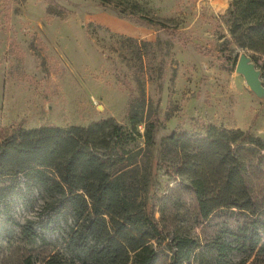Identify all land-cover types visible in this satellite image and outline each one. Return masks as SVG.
<instances>
[{"label": "rangeland", "instance_id": "rangeland-1", "mask_svg": "<svg viewBox=\"0 0 264 264\" xmlns=\"http://www.w3.org/2000/svg\"><path fill=\"white\" fill-rule=\"evenodd\" d=\"M231 0H0V132L17 127L88 126L112 118L131 131L130 113L142 121L126 148L136 152L135 168L127 180L145 194L154 218L171 225L195 219L194 196L172 187L162 166L159 145L171 132L204 135L208 126L240 129L264 142V99L257 97L235 71L240 52H246L261 71L264 54L248 46L252 31L232 35L223 13ZM139 16L162 20L175 34L147 24ZM250 17H264L251 12ZM159 119L154 143L145 148V123ZM102 152V151H101ZM264 154V148L260 151ZM75 177L93 198L98 212L135 245L148 239L130 230L124 212L108 189L106 179L118 164L89 146L82 148ZM142 182V183H141ZM256 200L264 199V167L248 178ZM37 191L29 208L13 200L19 224L37 219L45 200ZM164 221H160L162 224ZM200 228V227H199ZM199 228L194 231L199 230ZM47 244L25 241L18 224L0 225V264H42L65 254L61 237L46 234ZM254 255L236 253V264ZM162 257L159 264H167Z\"/></svg>", "mask_w": 264, "mask_h": 264}, {"label": "trees", "instance_id": "trees-1", "mask_svg": "<svg viewBox=\"0 0 264 264\" xmlns=\"http://www.w3.org/2000/svg\"><path fill=\"white\" fill-rule=\"evenodd\" d=\"M264 0H231L223 13L232 35L252 31L248 46L264 54ZM147 24L175 34L162 20L139 16ZM130 113L131 131L107 118L88 126L17 127L9 134L0 132V225L18 224L27 242L38 239L47 244L46 234L61 237L65 254L74 264H236V253L254 255L248 264H264V199L256 200L249 186L251 171L264 167V142L240 129L208 126L204 135L171 132L159 145L162 166L167 169L170 191L184 189L194 196L197 214L184 224L169 225L154 218L144 197L127 180L136 152L126 146L140 136L136 125L142 120ZM159 119L145 123V148L154 143ZM89 146L118 160L105 187L118 202L130 230L156 239L129 244L97 211L93 198L75 177L82 148ZM102 151V152H101ZM37 191L49 195L37 219L19 224L13 214V200L24 208L33 205ZM160 221H164L160 224ZM200 227V228H199ZM199 228L198 232L194 231ZM24 264H34L30 258ZM42 264H66L55 254ZM241 264V263H238Z\"/></svg>", "mask_w": 264, "mask_h": 264}, {"label": "water", "instance_id": "water-1", "mask_svg": "<svg viewBox=\"0 0 264 264\" xmlns=\"http://www.w3.org/2000/svg\"><path fill=\"white\" fill-rule=\"evenodd\" d=\"M235 71L243 76L245 83L257 97L264 99V83L261 79V71L246 52L239 53Z\"/></svg>", "mask_w": 264, "mask_h": 264}]
</instances>
